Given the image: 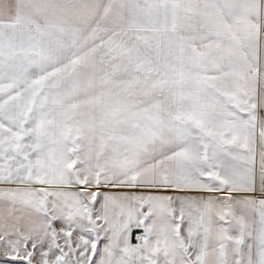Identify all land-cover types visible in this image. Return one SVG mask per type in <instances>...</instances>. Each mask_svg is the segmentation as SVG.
Wrapping results in <instances>:
<instances>
[{
  "label": "snow or ice",
  "instance_id": "6c2138e0",
  "mask_svg": "<svg viewBox=\"0 0 264 264\" xmlns=\"http://www.w3.org/2000/svg\"><path fill=\"white\" fill-rule=\"evenodd\" d=\"M0 264H264V0H0Z\"/></svg>",
  "mask_w": 264,
  "mask_h": 264
}]
</instances>
